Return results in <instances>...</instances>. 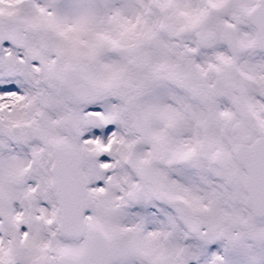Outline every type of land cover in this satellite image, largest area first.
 I'll use <instances>...</instances> for the list:
<instances>
[{
  "label": "snow or ice",
  "instance_id": "1",
  "mask_svg": "<svg viewBox=\"0 0 264 264\" xmlns=\"http://www.w3.org/2000/svg\"><path fill=\"white\" fill-rule=\"evenodd\" d=\"M0 264H264V0H0Z\"/></svg>",
  "mask_w": 264,
  "mask_h": 264
}]
</instances>
